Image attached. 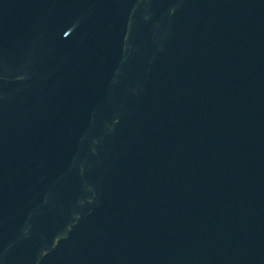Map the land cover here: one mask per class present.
I'll return each mask as SVG.
<instances>
[{
	"label": "water",
	"instance_id": "1",
	"mask_svg": "<svg viewBox=\"0 0 264 264\" xmlns=\"http://www.w3.org/2000/svg\"><path fill=\"white\" fill-rule=\"evenodd\" d=\"M0 264H264V0H0Z\"/></svg>",
	"mask_w": 264,
	"mask_h": 264
}]
</instances>
